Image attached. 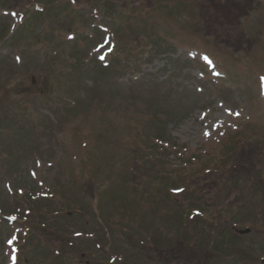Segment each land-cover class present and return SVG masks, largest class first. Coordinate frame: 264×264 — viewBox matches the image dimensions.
Returning a JSON list of instances; mask_svg holds the SVG:
<instances>
[{
	"label": "rangeland",
	"instance_id": "obj_1",
	"mask_svg": "<svg viewBox=\"0 0 264 264\" xmlns=\"http://www.w3.org/2000/svg\"><path fill=\"white\" fill-rule=\"evenodd\" d=\"M200 248L264 264V0H0V264Z\"/></svg>",
	"mask_w": 264,
	"mask_h": 264
},
{
	"label": "trees",
	"instance_id": "obj_2",
	"mask_svg": "<svg viewBox=\"0 0 264 264\" xmlns=\"http://www.w3.org/2000/svg\"><path fill=\"white\" fill-rule=\"evenodd\" d=\"M85 2H90V0H83ZM110 3V2H108ZM228 160H230V158L227 157ZM225 167V165L223 166ZM238 169V168H236ZM228 178V177H227ZM226 178V182L223 184L225 185L224 188H227V186L229 185V182ZM222 192H225V189L221 190ZM195 210L199 211L200 213V218L199 222H201L202 224H200L199 226V230L196 232V234H192L186 237V242L188 244H192L194 246L197 245L196 242H198L200 239H205L204 237L206 236L205 233L206 231H208L210 229V223L207 221L206 217L208 218V220L210 221V214L211 216H215L216 218H213L215 220H217L218 222H213L215 224V226L217 225L218 228L216 227L215 229H213V231H210L211 234H218L220 231H225L227 232L228 230L226 229L227 227L224 224V220H226L225 218L227 217V215H229V213L227 211H229V206L228 205H224L223 203H216L212 206H210V208H196L194 207ZM184 216L186 217L188 215V212H183ZM182 214V215H183ZM223 214V216H222ZM222 216V217H221ZM37 228V227H36ZM39 229V228H38ZM229 232V231H228ZM181 241L177 242L180 243ZM196 243V245L194 244ZM182 246V245H181ZM182 249H185L182 246ZM205 253V250L203 248H200L199 251H197V257L195 256V260H197L195 262V264H202V260H203V254ZM54 256L57 258H55L57 261L62 260L63 254L60 251H55Z\"/></svg>",
	"mask_w": 264,
	"mask_h": 264
},
{
	"label": "water",
	"instance_id": "obj_3",
	"mask_svg": "<svg viewBox=\"0 0 264 264\" xmlns=\"http://www.w3.org/2000/svg\"><path fill=\"white\" fill-rule=\"evenodd\" d=\"M238 233L239 234H246V233H248V231L247 230H245V231H239Z\"/></svg>",
	"mask_w": 264,
	"mask_h": 264
},
{
	"label": "snow or ice",
	"instance_id": "obj_4",
	"mask_svg": "<svg viewBox=\"0 0 264 264\" xmlns=\"http://www.w3.org/2000/svg\"><path fill=\"white\" fill-rule=\"evenodd\" d=\"M9 243H11V241H9Z\"/></svg>",
	"mask_w": 264,
	"mask_h": 264
}]
</instances>
